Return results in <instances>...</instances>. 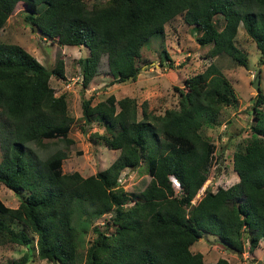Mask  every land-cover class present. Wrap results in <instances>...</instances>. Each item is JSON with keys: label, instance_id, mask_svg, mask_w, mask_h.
Segmentation results:
<instances>
[{"label": "trees", "instance_id": "trees-1", "mask_svg": "<svg viewBox=\"0 0 264 264\" xmlns=\"http://www.w3.org/2000/svg\"><path fill=\"white\" fill-rule=\"evenodd\" d=\"M18 1L25 4L24 21L32 31L58 45L87 47V54L76 59L82 94L99 75L101 57L110 82L134 81L142 46L155 34L163 35L164 24L178 14L199 34L200 46L209 45L205 56L224 54L244 64L246 54L234 41L241 23L264 59V0H104L91 6L85 0H0V29ZM51 75L65 79L62 59L47 68L22 45L0 42V183L20 194L13 208L0 199L1 241L21 246L30 241L25 229L10 224L16 220L36 236V256L55 264H228L224 257L205 261L200 252L190 251L203 232L233 253L254 252L264 238L262 91L254 95L251 133L231 156L238 180L213 192L203 189L194 201L211 161L218 158L203 119L235 100L217 66L209 62L185 78L175 87L177 106L162 114L151 112L144 101L139 116L132 97L109 93L94 102L80 95L83 122L101 126L95 136L106 149L118 151L107 168L89 176L62 172L67 153L61 148L41 159L27 147L33 141L73 143L68 98L65 92L55 94ZM142 163L150 180L139 198L129 195L133 203L124 206L128 194L116 179ZM172 177L179 184L176 190ZM100 217L102 228L95 224ZM91 224L94 238L81 254L76 238ZM20 256L12 264L31 257L27 252Z\"/></svg>", "mask_w": 264, "mask_h": 264}, {"label": "rangeland", "instance_id": "rangeland-1", "mask_svg": "<svg viewBox=\"0 0 264 264\" xmlns=\"http://www.w3.org/2000/svg\"><path fill=\"white\" fill-rule=\"evenodd\" d=\"M85 1L88 6H91L94 2L104 0ZM26 14L25 4L18 1L11 17L0 29V42H15L22 45L30 55L47 68H52L58 58L62 59L65 66V79H56L54 75H51L49 84L53 87L55 94L66 93L69 113L72 117L69 136L73 139V143L70 145H65L64 142L55 144L52 141L47 146H43L40 141L27 144V147L39 158L43 159L53 150L61 148L67 153L61 165L64 173L77 170L82 175L89 176L107 168L118 151L106 149L101 139L95 136L98 132L103 131L101 126L92 123L88 127L83 122L80 117L82 99L80 95L91 96L94 102L105 99L104 97L109 93L119 98L130 96L136 98L140 105L139 116L141 115V102L144 101L151 112L162 114L166 109L177 106V88L184 85V79L202 72L210 62L217 66L231 83L235 100L232 104L223 106L216 116H206L203 119L208 125L205 132L213 140L218 158L211 159L208 176L203 181L194 201L201 196L203 189L208 188L213 192L217 188L224 189L238 180V175L233 170L231 156L237 145L244 143L251 133L249 125L255 100V92L251 88V83L257 73H260L259 88L264 94V59L262 63L254 41L246 34L241 23L237 26L234 41L246 54L244 64H240L224 54L216 57L205 56L209 45L200 46L196 40L199 34L184 23L182 14H178L164 24L162 33L164 36L155 34L142 46L139 60L140 70L136 80L104 83L102 80L109 73L105 59L101 57L100 73L96 76L99 81L93 82L95 84L92 86L95 89L90 90L87 86L88 90H84L82 94L80 90L81 77L76 59L87 54V47L58 45L48 35L32 31L24 21ZM217 20L218 18H216ZM219 21L215 23L217 27H220ZM164 50L167 52V57L163 55ZM261 107L264 110V104ZM3 161L4 154L0 150V164ZM125 176L122 188L128 195L124 206H130L133 201L129 195L136 194L139 198L140 189L147 184L150 177L143 163L138 168L128 169ZM0 199L6 206L13 208L19 204L20 194L8 190L0 183ZM10 224L15 228L25 229L30 241L25 246H21L14 242L0 240V264H12L14 260L21 257L23 252H27L31 256L24 264H55L36 256V236L29 232L25 225L16 220H12ZM92 226L91 224L86 234L76 238L75 246L81 254L94 238ZM189 249L191 252H200L205 261L214 262L218 258L224 257L228 264H264V239L260 240L259 245L252 253L245 250L233 253L231 250L224 249L215 235L203 232L201 238L191 244Z\"/></svg>", "mask_w": 264, "mask_h": 264}, {"label": "built area", "instance_id": "built-area-1", "mask_svg": "<svg viewBox=\"0 0 264 264\" xmlns=\"http://www.w3.org/2000/svg\"><path fill=\"white\" fill-rule=\"evenodd\" d=\"M126 170L122 171V173L120 174V176L118 177L117 180V183L122 187V184L124 182V180L126 179ZM172 184H173V187L175 188V190L179 187V184H178V181L177 179H175L174 177H172ZM109 216V214H105V217ZM104 218L103 217H100L98 218L96 221H95V224L99 225L100 227L103 226L104 224Z\"/></svg>", "mask_w": 264, "mask_h": 264}, {"label": "crops", "instance_id": "crops-1", "mask_svg": "<svg viewBox=\"0 0 264 264\" xmlns=\"http://www.w3.org/2000/svg\"><path fill=\"white\" fill-rule=\"evenodd\" d=\"M10 17H11V16H10ZM10 17H9V18H10ZM9 18H8V19H9ZM6 21H7V20H6ZM6 21H5V22H6ZM4 24H5V23H4ZM189 26H190L191 28H193L192 25H189ZM163 29H164V26H163ZM163 36H164V35H163ZM87 50H88V49H87ZM138 74H139V73H138ZM100 77H102V76H100ZM111 78H112V77L110 76V74H109V75L107 74L105 79L102 78V79H103L102 81H104V83L107 84L108 82L111 81ZM135 80H136V79H135ZM96 81H99V78L95 77V78L93 79V81L88 85L90 90H92V89L94 90V89H95V88L92 87V86L95 84V83H93V82H96ZM84 90H88L87 87L84 88ZM123 97H124V96H123ZM127 97H130V96H127ZM117 98H119V97H117ZM120 98H121V97H120ZM132 98H134V97H132ZM135 99H136V98H135ZM98 101H99V100H98ZM136 101H137V99H136ZM137 103H138V101H137ZM138 105H139V104H138ZM139 106H140V105H139ZM113 150H114V149H113ZM237 178H238V177H237ZM262 239H264V238H262Z\"/></svg>", "mask_w": 264, "mask_h": 264}, {"label": "water", "instance_id": "water-1", "mask_svg": "<svg viewBox=\"0 0 264 264\" xmlns=\"http://www.w3.org/2000/svg\"><path fill=\"white\" fill-rule=\"evenodd\" d=\"M260 78H261V76H260V73H257L255 76H254V78H253V80H252V86H251V88L254 90V92H255V94H258V92L260 91V89H259V87H260ZM257 97V95L255 96V102H256V98Z\"/></svg>", "mask_w": 264, "mask_h": 264}]
</instances>
